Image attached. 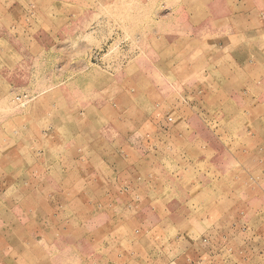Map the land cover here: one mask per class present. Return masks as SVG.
Returning a JSON list of instances; mask_svg holds the SVG:
<instances>
[{
  "label": "rangeland",
  "instance_id": "1",
  "mask_svg": "<svg viewBox=\"0 0 264 264\" xmlns=\"http://www.w3.org/2000/svg\"><path fill=\"white\" fill-rule=\"evenodd\" d=\"M263 38L264 0H0V264H264Z\"/></svg>",
  "mask_w": 264,
  "mask_h": 264
},
{
  "label": "crops",
  "instance_id": "2",
  "mask_svg": "<svg viewBox=\"0 0 264 264\" xmlns=\"http://www.w3.org/2000/svg\"><path fill=\"white\" fill-rule=\"evenodd\" d=\"M263 42H264V38H263ZM263 50H264V47L262 48ZM207 220H205V219H203L202 221H200L199 223H200V226L202 227V228H204L203 230H205L204 232H202L201 234L202 235H204V234H206L208 231H207V227L209 226V225H207V222H206ZM222 229L223 228H217V227H214L213 228V230L211 231V232H209V233H207L208 234V236H210V238L211 237H221V235H222ZM206 236V235H205ZM204 236V237H205ZM199 238H201V237H199ZM199 238H195V239H197V240H199V241H201ZM190 239V238H189ZM207 239V238H206ZM212 239V238H211ZM202 240H205V239H202ZM189 240H187V242H188ZM202 242V241H201ZM199 259H198V257H192V258H187L186 259V263L185 264H194V263H196L197 261H198Z\"/></svg>",
  "mask_w": 264,
  "mask_h": 264
},
{
  "label": "built area",
  "instance_id": "3",
  "mask_svg": "<svg viewBox=\"0 0 264 264\" xmlns=\"http://www.w3.org/2000/svg\"><path fill=\"white\" fill-rule=\"evenodd\" d=\"M17 100H20V99H17Z\"/></svg>",
  "mask_w": 264,
  "mask_h": 264
},
{
  "label": "bare ground",
  "instance_id": "4",
  "mask_svg": "<svg viewBox=\"0 0 264 264\" xmlns=\"http://www.w3.org/2000/svg\"><path fill=\"white\" fill-rule=\"evenodd\" d=\"M13 104V103H12Z\"/></svg>",
  "mask_w": 264,
  "mask_h": 264
}]
</instances>
